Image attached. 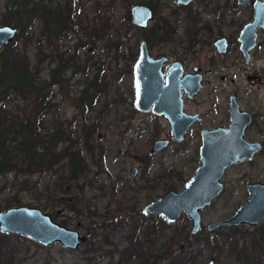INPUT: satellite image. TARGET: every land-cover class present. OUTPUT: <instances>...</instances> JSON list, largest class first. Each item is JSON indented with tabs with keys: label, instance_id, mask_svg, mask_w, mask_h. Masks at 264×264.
Segmentation results:
<instances>
[{
	"label": "rangeland",
	"instance_id": "374dc122",
	"mask_svg": "<svg viewBox=\"0 0 264 264\" xmlns=\"http://www.w3.org/2000/svg\"><path fill=\"white\" fill-rule=\"evenodd\" d=\"M47 1L29 2L42 4ZM142 1L145 0H135ZM7 2L8 0H0V26L7 22L9 24L6 25L13 27L16 23L25 24L26 16L17 19L14 17V10L8 14ZM129 2L81 0L82 11L75 16L76 23L67 31L66 37L55 38V42L49 47L45 45V41L42 43L45 52L50 53L61 46L60 51L64 57L73 55L76 63L72 65L74 70L78 71L73 77L71 69L68 70V81L63 88H50L53 108L44 120L48 126L52 125L57 117L58 122L66 124L74 138L79 139L84 123L97 124L98 133L93 155L89 156L83 150L89 170L81 179L84 184L82 200L85 206H90V212L97 215L105 211L120 210L114 220L115 226H97L99 222L93 224L90 220H85V211L78 214L63 205L55 209L44 208L48 199L45 192L49 178L48 175L40 176V173L26 176L15 173L0 174V213L10 208L33 207L50 216L54 214V222H64L63 226L85 235L88 244L94 243L101 247L99 255L93 257L97 264H207L210 260H213L214 264H234L224 257H210L208 248L212 246L216 235H233V239L238 241V247H241L243 240L239 236L240 232H231L222 227L209 233L205 226L210 222L230 219L236 213L248 198L245 186L247 181L258 179L264 182V152L253 163L233 166L225 173L224 192L201 213L203 230L200 234L190 236V220L185 213L174 225H167L159 215L151 216L145 213L148 204L171 190L178 192L183 189L185 182L192 177L200 164L201 143L194 137L197 132L193 129L184 142L171 143L159 153H150L155 140L165 139L169 128L162 117L139 112L133 107L131 68L139 41L144 39V35L130 27V21L127 19ZM165 2L168 0H152L156 17L145 35L149 36L151 30L162 20L175 23L168 18L171 7L165 5ZM57 4L58 1L53 0L51 6L55 7ZM228 16L232 22L230 26H223L226 19L222 23L213 20V16L204 15L203 19L204 22L220 27L219 33L230 36L233 42L230 54L218 56L212 45L207 42L199 46V51L194 57L189 58L190 65H196L208 72L205 77V89L199 98L201 105L196 106L201 112L211 107L207 89L212 87L224 89L225 92L234 89L239 92L250 91L255 96L264 97V61L254 60L252 64L245 66L237 52V44L234 43L241 24L249 18L250 13L241 8L233 10ZM43 26L41 19L36 17L33 22L34 32L24 33L15 45H12L14 39L7 46L12 50L16 48L20 53L26 51L31 67L36 63V38ZM177 27L182 32L185 25L177 23ZM29 36H32V40ZM27 39L28 47L24 49ZM260 40L264 48V34ZM181 48L178 40L171 44L149 43L153 56L175 57L179 55ZM213 63L218 68L213 66ZM39 64V76L41 80H46L48 72L52 69L51 60L44 59ZM255 76L260 79L251 83ZM94 78L95 89L99 92L98 102L91 111L78 115L76 95ZM37 100V94H11L1 111L7 116L31 117ZM132 168L138 170L134 178L130 176ZM57 192L53 194L56 195ZM263 224L264 222L260 225ZM254 228L242 226L241 231L250 233ZM105 237L108 242L103 241ZM131 237L137 241L132 250ZM85 244L77 250H67L59 244L43 247L19 237L7 243L3 261L4 264H79L85 258L84 251L89 249ZM205 247L208 248L201 253Z\"/></svg>",
	"mask_w": 264,
	"mask_h": 264
},
{
	"label": "trees",
	"instance_id": "16d2710c",
	"mask_svg": "<svg viewBox=\"0 0 264 264\" xmlns=\"http://www.w3.org/2000/svg\"><path fill=\"white\" fill-rule=\"evenodd\" d=\"M29 1L8 0L7 2L8 14L14 10L15 18L22 19L23 15L27 18L25 24H15L18 34L12 45L22 39L24 33L34 32L33 22L36 17L41 19L44 26L36 38L38 48L35 54L36 63L33 67L28 61L26 51L20 53L16 48L12 50L6 47L0 53V174L15 173L26 176L40 173L43 177L48 175L49 181L45 192L48 199L44 208L55 209L63 205L78 214L85 211V220H90L93 224L99 222L97 226L104 224L115 226L114 220L120 210L105 211L97 215L90 212V206H85L82 200L84 184L81 179L89 170L83 150L89 156L93 155L98 133L97 124L84 123L79 139L74 138L66 124L58 122L57 117L52 125L48 126L44 120L53 108L50 88L52 86L63 88L68 81L66 78L68 70L71 69L73 77L78 71L74 70L72 65L76 63L73 55L64 57L60 51L61 46L50 53L45 52L42 43L45 41V45L49 47L55 42V38L66 37L67 31L76 23L75 16L82 11L81 0H57L58 4L55 7L51 6L53 0L42 4ZM29 38L32 40V36ZM28 43L27 39L24 42V49L28 47ZM44 59L51 60L52 69L48 72L47 79L41 80L38 65ZM22 93L38 96L31 117L7 116L1 111L4 102L11 94L21 95ZM98 95L99 92L95 89V78L90 79L76 95L77 114L84 115L85 112L91 111L98 102ZM55 191H58L56 195L53 194ZM51 217L53 218L54 214H51ZM63 224L64 222L60 225L63 226ZM224 228L231 232H240L239 236L243 240V245L238 247V241L233 239V235L225 237L216 235L212 246L203 248L201 253L208 248L210 257L217 256L218 259L224 257L234 264H264V224L255 227L250 233L241 231L242 226ZM15 238L19 237L0 233V264H4L7 243ZM185 238L188 239L187 236ZM135 239L131 237V250L137 242ZM103 241L108 242L107 237ZM86 244L89 249L84 251L85 258L79 264H97L93 257L99 255L101 247L94 243L88 244V241Z\"/></svg>",
	"mask_w": 264,
	"mask_h": 264
},
{
	"label": "water",
	"instance_id": "95a60500",
	"mask_svg": "<svg viewBox=\"0 0 264 264\" xmlns=\"http://www.w3.org/2000/svg\"><path fill=\"white\" fill-rule=\"evenodd\" d=\"M191 0H177V4H186ZM151 11L145 6H134L131 9L132 25L146 29L152 19ZM264 27V4L255 9L254 22L244 28L241 33V48L245 51L253 47L255 31ZM18 34V29L0 26V53L10 45ZM250 36V37H249ZM250 38V42L249 41ZM167 58L153 59L149 56L145 42H141L139 54L133 66L134 108L142 113L152 112L158 116H166L171 122L172 135L177 142H182L189 126L194 122L190 117L182 115L180 88L193 87L189 94L192 97L200 87V79L186 75L180 80V64H173L163 72ZM181 117L179 118V116ZM227 129H218L203 134L199 149L200 165L192 177L184 184L181 191H170L145 208L147 215H159L167 225L176 224L185 213L190 220V235L196 236L202 230V212L224 190L222 178L233 165L251 160L261 150L260 144H249L243 139L244 126L235 122ZM168 141L157 140L150 150L151 154L163 151ZM137 168L130 170L135 177ZM250 193L248 201L240 206L236 213L227 220L210 222L205 226L212 233L222 227L237 228L248 226L254 228L264 222V183L248 184ZM0 233L26 238L36 244L48 247L59 244L67 250H77L87 241L85 235L68 229L53 221L49 214L33 207L10 208L0 213ZM207 264H214L210 260Z\"/></svg>",
	"mask_w": 264,
	"mask_h": 264
},
{
	"label": "flooded vegetation",
	"instance_id": "af4514ba",
	"mask_svg": "<svg viewBox=\"0 0 264 264\" xmlns=\"http://www.w3.org/2000/svg\"><path fill=\"white\" fill-rule=\"evenodd\" d=\"M176 1L177 0H168V2H165V5L167 4V6L171 7V9H169L170 12L168 18L175 21V23L169 22L168 20H162L159 25L155 26L151 30L148 36L145 35V32L148 30L150 23H152L156 17V8L152 4V0H145L142 2H135V0H127V2H129V7L127 9V19L130 21V27L134 28L135 30L142 33V35H144V39H141L139 41L134 63L138 58L139 47L141 42H145L150 57H152L153 59L162 57L167 58V62L163 66V72L165 75L168 69L173 64L178 63L180 64L181 68V74L179 77L180 80H183L186 75L198 77L200 79V87L198 92L192 97H189V94L192 93L193 87L188 85L180 88V99L182 101V115L185 117H190V119L194 120V122L189 126L187 132L185 133L182 142H184L188 138V136L191 135L193 129H196L197 133L196 135H194V137L199 140V142L201 143V147L204 133L215 131L218 129H227L233 124L232 122H235L237 125L244 126L243 139L245 140V142L249 144L257 143L261 145V150L256 153L251 160L239 163L251 164L264 152V97L261 98L260 96H255V94L250 91L239 92L238 90L234 89L225 92L224 89L218 90L216 87H212L207 89L208 99L211 101V107L208 108V110L206 111H199L196 106L201 105L199 102V98L201 97L205 89V77L208 72L201 70L196 65H190L189 58L194 57L195 54H197V52L199 51V46L201 47L204 43L207 42L212 45L218 56H228L232 50L233 44L230 39V36H225L226 34L224 35L223 33H219L220 27H218L217 25H213L214 23L211 25V23L204 22L203 16H213V20H217V23H222L226 19L227 21L223 24V26H230L232 22L230 21L228 14L235 9L237 10L242 8L247 10V12L250 13V16L243 24H241L240 30L237 32V35L235 37L234 43L237 44V52L239 53V56L243 59V63L245 66H249L250 64H252L254 60L261 59L264 61V48H262V45L260 44V37L264 34V27H259L258 29H256L254 45L247 51H244L241 48L242 42L240 40L241 33L244 28L254 22L256 7L258 6V4H264V0H191L186 4H177ZM134 6H145L151 11L153 17L148 22L146 29H141L132 25L131 9ZM177 23H182V25H185L182 32L178 30ZM175 40H178V42L182 45L181 51L178 56L172 57V55H151V52L149 50L150 42H157L159 44H171L174 43ZM248 42H250V38ZM134 63L132 65L131 72L133 70ZM212 65L214 66L215 64L213 63ZM259 79L260 78L258 76H255L254 80H252L251 83H254V81H258ZM148 113L158 116L152 112V108ZM158 117H162L166 121L169 128L166 138L161 140L168 141L169 145L171 143L179 144V142H177L174 139V136L172 135V126L169 118L164 115ZM180 117L181 115L179 116V118ZM258 183L264 182L262 180L256 179L249 180L245 183L248 195L246 202L248 201L250 196V193L247 188L248 184ZM223 184L225 190V183L223 182Z\"/></svg>",
	"mask_w": 264,
	"mask_h": 264
}]
</instances>
